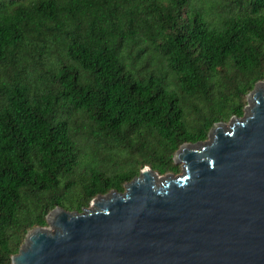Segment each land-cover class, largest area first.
<instances>
[{"label": "trees", "instance_id": "16d2710c", "mask_svg": "<svg viewBox=\"0 0 264 264\" xmlns=\"http://www.w3.org/2000/svg\"><path fill=\"white\" fill-rule=\"evenodd\" d=\"M264 81V0H0V264L241 116Z\"/></svg>", "mask_w": 264, "mask_h": 264}, {"label": "water", "instance_id": "95a60500", "mask_svg": "<svg viewBox=\"0 0 264 264\" xmlns=\"http://www.w3.org/2000/svg\"><path fill=\"white\" fill-rule=\"evenodd\" d=\"M241 116L182 143L180 174L149 166L81 212L59 206L12 264H264V81Z\"/></svg>", "mask_w": 264, "mask_h": 264}, {"label": "rangeland", "instance_id": "374dc122", "mask_svg": "<svg viewBox=\"0 0 264 264\" xmlns=\"http://www.w3.org/2000/svg\"><path fill=\"white\" fill-rule=\"evenodd\" d=\"M246 103H247V101H246ZM246 105V104H245ZM228 122V121H227ZM226 122V123H227ZM178 166H179V170L176 172V173H171V174H175V175H177V174H180L181 172H182V168H181V163L180 162H177L176 163ZM170 172H168V173H166V174H169ZM166 174H162V176H165Z\"/></svg>", "mask_w": 264, "mask_h": 264}]
</instances>
